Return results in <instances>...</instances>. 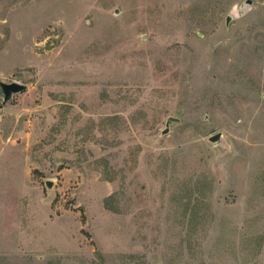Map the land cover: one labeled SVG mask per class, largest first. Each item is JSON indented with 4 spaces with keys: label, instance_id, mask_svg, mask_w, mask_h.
Returning <instances> with one entry per match:
<instances>
[{
    "label": "rangeland",
    "instance_id": "obj_1",
    "mask_svg": "<svg viewBox=\"0 0 264 264\" xmlns=\"http://www.w3.org/2000/svg\"><path fill=\"white\" fill-rule=\"evenodd\" d=\"M246 1L0 0V264H264Z\"/></svg>",
    "mask_w": 264,
    "mask_h": 264
},
{
    "label": "water",
    "instance_id": "obj_2",
    "mask_svg": "<svg viewBox=\"0 0 264 264\" xmlns=\"http://www.w3.org/2000/svg\"><path fill=\"white\" fill-rule=\"evenodd\" d=\"M250 0H247L246 3H250ZM231 18L230 15L227 16L226 21H228ZM24 84L17 82V81H11L6 82L3 80H0V91L2 93V101L0 103V108L4 106V104L12 97L13 94L19 93L23 91ZM179 119L177 117L169 116L168 119L165 122V128L162 130V134H165L169 129V124L172 121H178ZM208 139L212 142H216L221 139V133L217 132L215 134H212L208 137ZM46 185L48 187H51V181L47 180Z\"/></svg>",
    "mask_w": 264,
    "mask_h": 264
}]
</instances>
